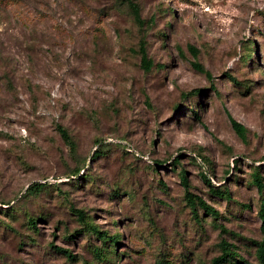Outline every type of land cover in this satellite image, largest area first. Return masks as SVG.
Returning <instances> with one entry per match:
<instances>
[{"label":"rangeland","instance_id":"374dc122","mask_svg":"<svg viewBox=\"0 0 264 264\" xmlns=\"http://www.w3.org/2000/svg\"><path fill=\"white\" fill-rule=\"evenodd\" d=\"M256 167L264 185V0H0V264H210L221 240L259 264Z\"/></svg>","mask_w":264,"mask_h":264},{"label":"trees","instance_id":"16d2710c","mask_svg":"<svg viewBox=\"0 0 264 264\" xmlns=\"http://www.w3.org/2000/svg\"><path fill=\"white\" fill-rule=\"evenodd\" d=\"M128 7L131 11L134 22L138 26L142 27L144 22L140 18L139 7L136 4L131 3V2L128 3ZM189 51L193 57L197 56L198 52L195 48L189 47ZM138 53L140 56L141 68L145 72H149L152 69L153 65H152L151 60L147 56L145 45L142 41L139 43ZM192 67L197 72L205 74L207 78L211 77L210 74L207 71H205L203 69V67L200 66L198 63L193 62ZM227 79L229 81L237 84L236 80L233 77L227 76ZM193 115L196 117V119H198V116L195 112H193ZM229 121L231 123V127L233 128L234 132L241 139H244L246 130L243 128V126L233 119H229ZM57 131H58L60 137L62 138V140L64 141V143L68 146V148L73 150L75 145H74L73 140L69 136L68 132L64 128H62L61 126L57 127ZM97 144H99V143H97ZM100 144H103V143H100ZM101 153H102L101 150L95 151L93 153L92 158L93 159L98 158ZM173 164L176 165L177 160H174ZM79 172H80V170L76 169L73 172V174H71V175L78 176ZM201 178L207 184V186L210 188L209 190H210L211 194H213L214 196L220 197V198H225V199L230 198V195L228 194V192L226 190L219 191L218 189H215V187L212 186V184H211L210 180L207 178V176L202 174ZM181 183L185 187V199L187 201V204L190 207L192 213L196 217H197V212H196L197 209L202 210V212L204 213V215L206 217H211L213 220H216L219 217L218 212L215 209H213L212 207H210L202 198L196 197L188 191V183L186 181V177L184 176V174L182 175ZM251 183L253 184V186H255L257 191L261 194L258 216L264 222V194H263L264 185H263V179H261V177H260V173H259L258 168L255 169L251 175ZM33 188L34 189H41V188H43V186L40 184H34ZM82 216L83 215L80 214L79 217H82ZM30 224L33 226V228H35L34 227L35 223L33 220L30 221ZM221 231L224 232V229L222 228ZM96 233H97V237L99 238V241L101 242V246H103L102 248H104L109 253L115 254V247H117V245L119 244L118 236H108L107 233H104V232H96ZM255 244L257 247L256 256L258 259V263L264 264V242H259V243H255ZM53 249L56 252L64 255L69 260H74V257L71 255V253L69 251L63 250V249H60L57 247H53ZM219 252H220V254L217 257L213 258L211 260L210 264H239V261L237 260L238 256L235 253L234 247L231 244H228L226 241L221 240L219 243ZM102 253H104V252H102ZM98 254H99V250H98Z\"/></svg>","mask_w":264,"mask_h":264}]
</instances>
